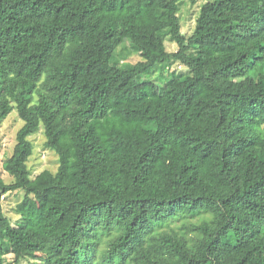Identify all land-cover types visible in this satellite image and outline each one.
<instances>
[{"label": "trees", "instance_id": "obj_1", "mask_svg": "<svg viewBox=\"0 0 264 264\" xmlns=\"http://www.w3.org/2000/svg\"><path fill=\"white\" fill-rule=\"evenodd\" d=\"M197 1L0 0V264H264V0H207L187 37ZM41 125L59 163L31 178Z\"/></svg>", "mask_w": 264, "mask_h": 264}, {"label": "rangeland", "instance_id": "obj_2", "mask_svg": "<svg viewBox=\"0 0 264 264\" xmlns=\"http://www.w3.org/2000/svg\"><path fill=\"white\" fill-rule=\"evenodd\" d=\"M206 1L207 0H198L196 4H181L179 17L182 26V33L185 36L188 37L193 32L200 7ZM164 44L168 52H175L177 50L176 45L171 43L168 38L164 40ZM129 45L128 42L121 44L116 51V57L121 63L135 64L141 58L139 54L132 51ZM172 73L176 76L181 77L183 75L184 77L187 73V69L179 65V63H173L170 64L169 68L166 69L163 74L164 76H168ZM159 78V72L152 76V79H155V83L158 85H160L162 79H164ZM16 112V110H13L6 117L0 127V177L7 184L11 183L13 179L3 170L2 165L4 161L12 155L13 148L16 144L17 131L23 126V121L18 117ZM27 139L32 146V154L27 161V167L31 178H34L40 172L45 170L55 174L59 163L58 156L53 150L47 149L44 146L46 138L42 125L39 126L36 133L30 135ZM22 199L23 193L21 191L9 192L2 196L1 203L3 212L13 225L18 220V215L15 213V207ZM12 260V256L6 257L7 262H12ZM21 264L37 263L33 261H23Z\"/></svg>", "mask_w": 264, "mask_h": 264}]
</instances>
